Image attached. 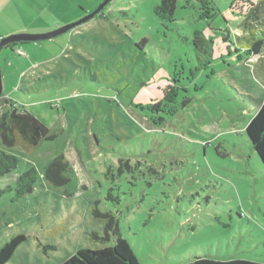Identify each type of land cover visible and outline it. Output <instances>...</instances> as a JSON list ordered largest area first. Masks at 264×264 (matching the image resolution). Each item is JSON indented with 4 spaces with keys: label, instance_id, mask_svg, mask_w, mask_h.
<instances>
[{
    "label": "rangeland",
    "instance_id": "obj_1",
    "mask_svg": "<svg viewBox=\"0 0 264 264\" xmlns=\"http://www.w3.org/2000/svg\"><path fill=\"white\" fill-rule=\"evenodd\" d=\"M101 1L7 0L0 36L54 30ZM159 3L110 0L106 19L0 50V113L26 110L54 136L31 151L0 143L19 161L0 190L38 174L23 198L0 195V247L25 236L5 264H59L113 244L91 238L105 223L94 209L117 222L138 264L264 263V168L244 131L264 95V45L253 55L234 41L264 19V4L177 0L170 19ZM160 98L171 112L150 121L139 106ZM58 154L70 169L53 185L42 173Z\"/></svg>",
    "mask_w": 264,
    "mask_h": 264
},
{
    "label": "trees",
    "instance_id": "obj_2",
    "mask_svg": "<svg viewBox=\"0 0 264 264\" xmlns=\"http://www.w3.org/2000/svg\"><path fill=\"white\" fill-rule=\"evenodd\" d=\"M177 0H160L155 10L158 15L162 12L163 16L172 19ZM260 4H264V0H257ZM256 8L250 11L252 16H255ZM106 19L105 14H98ZM244 23V22H243ZM228 32V31H227ZM201 33V32H200ZM199 32L195 35V44L202 45L207 39ZM227 37H222V41H227ZM211 43L212 41V37ZM237 39V40H236ZM235 43L241 49L247 51L249 54H258L264 45V19L258 23H246L243 27L242 35L236 38ZM145 40V39H143ZM163 79L164 77H159ZM164 88L177 90L174 85L175 81L166 77L161 82ZM175 95V93H174ZM173 95V96H174ZM3 103L7 102L6 98L1 95ZM164 98H160L150 105L139 106L142 111H147L144 116L152 121L155 116L157 121L162 120L161 114L171 112L164 104ZM160 113V114H158ZM156 114V115H155ZM245 134L250 143L251 148L259 158L264 168V95L253 116L249 119L245 126ZM54 136L49 135L48 128L39 121L33 114L26 110L18 111L16 109H5L0 113V143L4 147L21 146L28 150H33L44 139H51ZM18 159L16 156L0 150V178L9 175L18 166ZM70 169L67 160L62 154H58L52 158L43 170V177L45 180L53 185H62L68 181L65 177V172ZM37 171L34 168H29L18 175V177L11 183L0 190V195L4 191L13 193L12 200L23 198L29 194L37 181ZM94 216L103 218L105 223L103 225V236H98L96 233H90L91 238L95 240L109 241L110 237L113 239V244L104 245L100 248L78 249L74 254L63 260L59 264H138L135 255L126 241L122 238L117 222L108 213H100L96 209L92 210ZM25 240L22 233L16 234L11 239L0 247V264H5L9 261L15 248ZM185 264H264L242 259L230 260H216L208 258H195L194 260Z\"/></svg>",
    "mask_w": 264,
    "mask_h": 264
},
{
    "label": "water",
    "instance_id": "obj_3",
    "mask_svg": "<svg viewBox=\"0 0 264 264\" xmlns=\"http://www.w3.org/2000/svg\"><path fill=\"white\" fill-rule=\"evenodd\" d=\"M109 1L110 0L101 1L95 9L88 12L87 14H85L80 19H78L72 23L65 24L61 27L54 29V30L44 32V33H15V34L8 35L6 37H2L0 39V50L3 47H5L11 43H18V42L23 43V42H31V41L46 40V39L53 38L54 36L61 34L63 32H66V31L74 28L75 26H77L81 23H84L87 20L95 17ZM1 92H2V82H1V73H0V96H1Z\"/></svg>",
    "mask_w": 264,
    "mask_h": 264
},
{
    "label": "crops",
    "instance_id": "obj_4",
    "mask_svg": "<svg viewBox=\"0 0 264 264\" xmlns=\"http://www.w3.org/2000/svg\"><path fill=\"white\" fill-rule=\"evenodd\" d=\"M7 3V0H0V7H2V6H4L5 4ZM79 11H80V13L81 14H87L88 12H90V11H88L86 8H84V7H80V9H79ZM3 35H5V34H3ZM0 37H2V36H0Z\"/></svg>",
    "mask_w": 264,
    "mask_h": 264
},
{
    "label": "flooded vegetation",
    "instance_id": "obj_5",
    "mask_svg": "<svg viewBox=\"0 0 264 264\" xmlns=\"http://www.w3.org/2000/svg\"><path fill=\"white\" fill-rule=\"evenodd\" d=\"M18 43H22V42H18ZM18 43H11V44H8V45L5 46V47H11L12 45H16V44H18ZM23 43H27V42H23Z\"/></svg>",
    "mask_w": 264,
    "mask_h": 264
}]
</instances>
